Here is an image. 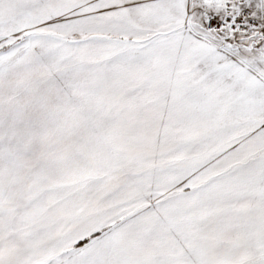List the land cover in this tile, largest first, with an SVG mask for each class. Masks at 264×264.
<instances>
[{
    "label": "snow or ice",
    "instance_id": "6c2138e0",
    "mask_svg": "<svg viewBox=\"0 0 264 264\" xmlns=\"http://www.w3.org/2000/svg\"><path fill=\"white\" fill-rule=\"evenodd\" d=\"M0 264H264V0H0Z\"/></svg>",
    "mask_w": 264,
    "mask_h": 264
}]
</instances>
